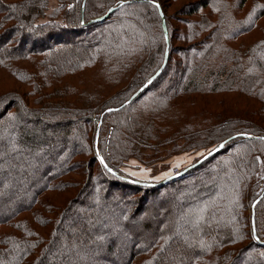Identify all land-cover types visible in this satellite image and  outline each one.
<instances>
[{
  "label": "trees",
  "instance_id": "16d2710c",
  "mask_svg": "<svg viewBox=\"0 0 264 264\" xmlns=\"http://www.w3.org/2000/svg\"><path fill=\"white\" fill-rule=\"evenodd\" d=\"M34 1H32V7L28 8L25 6L21 7L18 4L21 1L14 2L10 6H13L16 11L20 8L18 14L19 12L22 14L18 18L23 23V26H27L33 30L42 29L46 31L43 34L38 33V36L31 35L32 39L30 38V41H35L34 43H37L38 39L55 41L56 44H49L39 53L45 57L42 63L45 70L52 74H59L58 70L53 67L49 68L55 59L54 64H60L61 68L65 69L61 74L70 75V77L82 78L84 75L81 74L89 70H95L96 74L104 71L111 72L114 69L112 67H115L119 75L118 80L125 78L126 68L131 65L128 54L126 56L119 53L116 55L111 53L109 55L104 48L100 49L98 44L94 42L92 46H88L89 49H86L88 51L84 50L87 46L82 47L83 50L74 54L67 49L68 43L77 44L76 40L83 35L90 36V34L97 33L106 37L107 35L123 34L125 30L129 31L131 29V31L140 35L150 34L148 38H151V32L156 30V32H160L161 36H159V39L161 37L164 44L158 67L120 105L107 108L108 104L105 103L103 105L100 101H95V99L77 109L62 103L55 104L50 102L46 105L45 111L50 112V114L58 113V111L62 110L66 114L70 112L68 114L81 118L82 121H85L86 118L88 119L96 111L101 112L98 117L99 120H96L99 124L102 118L101 135L99 134L98 144L96 145L97 130L91 144L88 145L87 143V146H90L93 152V163L100 167L101 176L96 177L94 171L91 172L90 170L87 173V177L92 176L93 180L100 178L105 181L100 180L93 183V180L91 182L92 178L90 179L89 177L87 179L88 185L85 186L86 191L81 195L82 198L80 197L76 202L75 200L71 201L75 205L74 208L79 207L81 209L78 212V216L83 217L80 221L76 217L72 223L73 228L78 227L84 220L90 221L92 219L96 222L100 221L106 208H112V211H109L107 216L116 222H112V224L121 229L120 235L126 234V238H130L128 241L133 243L132 245H128L127 243L125 248L129 250L128 256L125 261L119 264H134L139 256L146 255H152L150 258L153 260L150 262L151 264H164L167 259L164 254L168 247H170L171 240L165 245V249H162L164 252L160 251L161 253L159 252L157 256L153 255L159 241L165 236L163 231H161L164 224L161 222V219L153 223L144 222L151 219H148L149 215H146L144 218L141 216L142 214H146L147 205L149 204L153 210L157 202L162 208L168 207L173 201L178 199V196L173 193H166V196L161 197L160 200L156 196L164 190L174 188L194 178L192 184L189 186L180 185L182 188L192 187L191 191H188L191 193L186 194L187 198L184 200L188 206L190 215L199 227L197 231L199 234L197 243H199L200 250H196L197 253L188 264H192L195 258L193 264H253L247 260L248 258L253 259L255 264H264V190L254 195L250 202V235L246 234V229H240L235 219L236 208L238 210L241 201L245 198L246 193L251 190L252 183L256 180L258 158L260 155L264 157V126L258 124L250 117L237 116L238 113L233 112L234 108H230L226 112L227 115L231 112L228 115L229 117L225 113L218 114L209 111L190 113L188 111L197 105L196 100L192 98L198 94L222 95L226 98L231 94L244 95L258 104L256 107L252 106V109L249 110L250 116H256L264 123V36L260 39L259 43L246 51H241L240 48L233 49L228 45L236 37V34L232 30L239 28V31H241L245 21L251 20L252 26L244 29L243 32L259 28V19L264 16V9L259 13V10L253 9L244 19L232 15L229 11V9H232V4L229 0H203L195 4L192 9H186L185 15L196 16L199 19L197 21H189L188 33L182 38L189 45L188 49L182 53L181 63L178 68V71H181V65L183 64L187 68L186 72L183 73L182 83L177 86H169L168 89L170 92L173 90L172 93L159 99L156 104L148 107L150 106L149 104L141 112L132 113L131 106L144 93H148L155 89V87H158L160 81L179 62L173 61L174 53H172L170 23L168 15L165 12L166 7L163 0H60L62 3L59 10H65L66 20L45 23L40 26L35 25V20L42 18L44 13L39 8L41 3ZM246 2L247 0H240L237 10ZM84 3L85 7L83 10ZM11 7L0 0V16L3 14L2 12H8ZM102 9L104 11L100 13ZM111 9H114V12L108 20L91 23L93 20L107 15ZM129 10H131V13H127ZM160 11L166 21L168 40ZM120 13H127L128 18H122L118 21L115 14ZM10 15L12 14L10 13ZM13 18L16 21L18 20L15 15ZM1 19L3 20V17ZM7 19L5 18V20ZM17 23L21 24L18 21ZM13 29L10 28L0 34V42L2 45H5L6 49L5 57H0V65L5 60L27 59L28 55H32L30 52H37L35 49L34 51L28 50L26 52L23 49L20 50L22 43H19L17 47H10V40L15 33ZM261 31H263L264 35V30ZM63 34H69L70 37L64 41L65 43H62V40H58L60 38L59 35ZM20 35L22 37L21 31ZM124 35V37L127 36L126 34ZM71 36H78V38L75 40ZM22 40L24 41V38ZM167 50H169V59L161 75L130 104L126 105L162 68ZM110 51H112V48H110ZM14 53L17 55H13ZM66 53L70 55H66ZM113 59H115V65L112 62ZM171 64L174 65L170 67ZM80 84L83 85L82 82ZM67 87L70 90L81 91L77 84H67ZM165 90H163V93ZM58 92L66 93L63 89ZM82 92H86V90H82ZM45 96L50 98L48 94H45ZM53 96L51 95V97ZM228 101L229 99H223L222 104ZM5 104L6 102H4L3 107ZM6 106L0 110V122L3 119H16L18 117L16 113H11L15 107ZM109 110L112 111L108 112ZM71 111L74 113H71ZM23 112L32 114L34 111L24 107ZM109 116H116L118 118L113 123L111 121L112 126H110L111 132L107 140L108 145L104 148L102 128L106 125L108 121L107 117ZM22 128V126L18 127L17 125L18 130H22ZM119 138L122 141L121 143L124 144L119 150V153L123 155L117 154L113 148L115 140ZM225 141L228 142L220 153L205 161L186 176L162 186H146L136 183L134 182L136 180L124 175L120 171L118 164L112 161L124 155L127 158L138 156L135 152L136 150L144 152L148 149L153 150L155 154L160 152L165 153L166 156L172 155L174 152L189 150H204L208 154ZM61 149L64 152L67 148L62 145ZM74 156H69L71 163L68 161L65 166H60L61 168H59L57 173H51L54 171V162L42 164L41 171L46 176L45 181L41 182L40 186L35 189L28 203H20L14 208H10V210L7 209L8 214L0 216V227H15L17 225L20 230H25L26 228L23 225L29 224V219L24 218L20 220L19 218L23 214L32 212L34 213H32V217L42 220L38 215L39 212L35 211V207L38 205L41 196L47 191L64 192L66 184H69V182L63 179L67 175L69 176V173L75 172V167H78L77 163L72 162ZM100 159L105 161L108 169L112 172L101 163ZM211 164L214 165L212 166ZM201 175L204 178L198 181ZM12 179V175H6L5 171L0 170V191L4 188L6 189L4 192L11 191L10 185ZM20 180H22V185L27 186V188L30 187V189H33V185L37 186L39 183V180H34L32 177L25 178V176H22ZM196 180L197 183L194 185ZM203 180L205 182L200 186ZM220 184L223 185L218 189ZM196 185L198 187L195 188ZM92 187H95L96 190L94 189L95 192L93 190L92 194L89 195L90 192L88 190L92 189ZM181 189L177 191H181ZM117 190L120 192L123 190L121 194L123 197L133 196L137 204L136 209L131 211V209L124 207L122 202L126 198H122V202L115 200L113 197L116 196L117 193L115 191ZM228 192L232 194L231 202L235 200L231 206H228L224 202L226 201L225 197ZM77 196L79 195L77 194ZM200 196L202 197L201 199ZM261 196V200L253 209L255 201ZM130 200L132 201V199ZM196 200L197 202L194 204ZM198 205L199 207H197ZM144 206L146 210H143L145 209ZM253 213L255 215V230L259 240H256L254 237ZM68 216L69 213L65 214V216L61 215L60 219L58 218L59 220H57L58 226L62 225ZM25 231L30 235L29 239L31 242L28 240L27 246L24 245L23 258L21 259L17 256L14 263L42 264L46 259V256H44L46 253V250L44 251L45 244L50 242L51 238L46 242V238L41 233H32L31 230L30 232L28 230ZM213 233H217V236L213 235ZM120 235H114L113 238L116 239ZM74 236L77 237V240L79 239L77 235ZM113 238L109 236L105 240ZM247 240L250 241L249 244L244 248H237L238 245L243 244ZM85 241L82 240L80 242L84 244ZM9 242L10 240L1 245L4 247L0 248L1 264L6 262L5 257L10 258L9 255L12 251L17 250ZM139 243L143 244L142 248L138 247ZM114 244L115 241H111L108 247V251L111 253L114 251ZM103 261V264H117L111 259H104ZM86 264L91 263L88 260Z\"/></svg>",
  "mask_w": 264,
  "mask_h": 264
},
{
  "label": "rangeland",
  "instance_id": "374dc122",
  "mask_svg": "<svg viewBox=\"0 0 264 264\" xmlns=\"http://www.w3.org/2000/svg\"><path fill=\"white\" fill-rule=\"evenodd\" d=\"M17 1H21L18 3L21 7L25 6L28 8L32 7V1L34 0H1V2L6 3L9 7ZM38 1L41 3L39 8L44 14L42 18L35 20V25L40 26L45 23L63 21V19L66 20L65 10H59V8L61 9L62 3L60 0H35L34 2ZM200 1L203 0H163L166 7L165 12L168 15L170 23L172 53H174L173 61L179 62L171 68L169 74L167 73L160 81L158 87H155V89L148 93H144V95L131 106L132 113L141 112L143 108L149 104L150 106L148 107H151L156 104L159 99L164 96H169L172 93L173 90L170 92L168 89L169 86H177L182 83L183 73L186 72L187 68L184 64L181 65V71H178V68L181 63L182 53L189 47L188 43H185L182 38L188 33L189 21H197L199 19L196 18V16H187L185 13L188 8L192 9L193 6ZM229 1H231L232 4V9H229V11L232 15L241 19H244L253 9L259 10L258 13L264 9V0H247L239 10H237V8L240 0ZM19 9L16 11L12 6L8 12L1 13L0 34L5 30L14 28L13 30H15V33L10 40V47H17L19 43H22L20 50L23 49L26 52L28 50L34 51L35 49L37 52H30L32 55H28L27 59H18L14 61L5 60L2 62V65H0V110L7 107L6 105H9L11 108L15 107L11 113H16L18 116L16 119H3L0 122V170L5 171L6 175L13 176L10 185L12 190L4 192L6 190L4 188L0 191V216L8 214L10 208H14L20 203L26 204L30 201L35 189L40 186L41 182L45 181L46 176H44L41 171L42 164L54 162V171L51 173H57L59 168H61L60 166H65L68 161L71 163L69 156L75 155L72 162L77 163L78 167H75V172L69 173V176L67 175V177L63 179L69 182V184H66L64 192L56 193L47 191L41 196L38 205L35 207V211L37 210V212H39L38 215L42 220L37 219V217H32L33 212L23 214L19 219H29V224L23 225L26 228L25 230L29 232L31 230L32 233H41L46 238V242L51 238L50 242L45 244L44 251L46 250V253L44 256H46V259L42 264H86L88 260L91 264H96L97 262L98 264H103L104 259H111L119 264L125 261L128 256L129 250L125 248L127 243L128 245H132L133 243L128 241L130 238H126V234L123 236L120 235L121 229L112 224V222H116L107 216L109 211H112V208L107 207L104 215L101 216V220L98 222L92 219L90 221L84 220L78 227L73 228L72 226L76 217L78 221L83 218L82 216H78V212H80L81 209L79 207L74 208L75 205H73L74 203L72 202L74 200L76 202L80 197L82 198V193L86 191L85 186L88 185L87 179L89 177L90 179L92 178V176L87 177V173L91 170V172L94 171L96 177L101 176L100 167L93 163L94 156L91 147L87 146V143L88 145L91 144L95 131L98 130L99 124L96 120H99L98 117L101 112L96 111L92 113L88 119L86 118L85 121H82L81 118L68 114L70 113L68 110L67 114L62 110L58 111V113L51 114L45 110L46 105L50 102L55 104H66L67 106L77 109L85 104H89L92 99L100 101L103 105H105V103L108 104L106 106L107 108L120 105L150 74L153 73L155 68L158 67L162 49L164 48L161 37L159 39L161 34L159 31L156 32V30H154L151 32V38H148L150 34L140 35L130 29L129 31L125 30L123 34H113V36L107 35L106 37L100 34L98 35L97 33L93 35L90 34V36L83 35L82 37H80V35L79 39H77L78 36H71L73 39H77V44L75 45L68 43L67 49L72 54L83 50L82 47L85 46L87 47L84 50L89 49L88 46H92L93 42L98 44L100 49L104 48L109 55L111 53L113 55L119 53L123 54V56L128 54L129 63L131 65L126 68L125 78L118 80V72L116 68L112 66L111 67L114 69H112L111 72L104 71L96 74L95 70H89L81 74L84 75V77H82L83 79L74 76L70 77V75L61 74L65 69L61 68L60 64H54L55 59L51 65L49 63L48 65H50L49 68L53 67L58 70L59 74H52L45 70L44 64L42 65L45 57L39 53L49 44H56L55 41H43L41 39H38L37 43H34L35 41H30L32 39L31 35L38 36L39 34L46 33V31L42 29L33 30L32 28L23 26V23H21V20L18 18L22 14L21 12L18 14ZM103 11L104 9H102L100 13ZM10 13L13 16L15 15L16 19L18 18L17 21L21 24H18ZM127 13H131V10ZM127 13L115 14V17L118 21L122 18L127 19ZM1 17H3V20ZM5 18L8 19L5 20ZM259 23L260 27L252 31L243 32L244 29L252 26L251 20L243 23L241 31H239V28L232 30V32L236 34V37L231 43H228V45L233 49L240 48L241 51L252 48L259 43L260 39L264 36L263 31H261L264 30V16L259 19ZM126 32H130L131 34ZM124 34L127 36L124 37ZM59 37L58 40H62V43H65L64 41L70 38L69 34L59 35ZM23 38L24 41H21ZM110 48H112V51H110ZM5 52V45H2L0 42V57L4 58ZM67 54L70 55L69 53H66V55ZM13 55L17 54L14 53ZM112 62L113 65L116 64L115 59H113ZM173 65L171 64L170 67ZM80 82H82L83 85H81ZM67 84H77L81 91L70 90L69 87L66 88ZM61 89L65 90L66 93H59L58 91ZM82 90H86V92H82ZM163 90H165L164 93ZM45 94L50 95V98L46 97ZM51 95L54 96L51 97ZM192 99L196 100L197 105L188 110L190 113L209 111L218 114H226L230 108H234L233 112L238 113L237 116L250 117L258 124L264 126L262 120L256 116L251 117L248 113L249 110L252 109V106L256 107L258 104L246 98L244 95L231 94L226 98L222 95L212 96L198 94ZM223 99H229V101L222 104ZM4 102H6V104L3 107ZM24 107L32 109V111L36 113L26 114V112H23ZM71 113L74 112L71 111ZM230 114L231 112L228 113V115ZM228 115L227 117H229ZM116 118L118 117H107L108 121L102 128V142L104 143V148L108 145L107 140L111 132L110 126H112ZM17 125L18 127L22 126V130H18ZM121 142L119 138L115 140L113 144V148L117 154H120L119 150L124 145ZM62 145L67 148L64 152H62L61 149ZM111 148L110 144V149ZM135 152L138 156L127 158V156L124 155L112 161L118 164L120 171L127 177L147 184L161 183L183 172L196 164L207 153L204 150H189L174 152L172 155L166 156L165 153L161 152L155 154L151 149L144 152L136 150ZM258 159L259 163L256 180L252 183L251 190L246 193L245 198L241 201L238 210L236 208L235 211V219L238 226L241 230L243 228L246 229V234L248 235H250L251 232L249 226L251 215L250 202L254 195L264 190V157L260 155ZM202 175L199 177L200 179L198 178V181L204 178ZM22 176H25V178L32 177L34 180H39V183L37 186L33 185V189H30V187L27 188V186L22 185V180H20ZM92 180L93 178L91 182ZM100 180L102 179L93 180V183ZM193 180L194 178L180 185L189 186L192 184ZM204 182L203 180L200 186ZM72 183L74 184L72 185ZM196 183L197 180L194 185ZM180 185L164 190L161 194L156 196L158 200L166 196V193H173L178 196V199L173 201L168 207L162 208L157 202L153 210L149 204L147 205L146 214H142L141 216L144 218L146 215H149L148 219H151L144 222L153 223L161 219V222L164 224L161 231H163L165 236L159 241L153 252V255L156 256L160 251L164 252L162 249L171 240L170 247H168L164 254L167 258L164 264H188L197 253L196 250H200L199 243H197L199 238L197 231L199 227L197 222L190 215L188 206L184 200L187 198L186 194L191 193L188 191H191L192 187L182 188ZM222 185L223 184H220L218 189H220ZM196 187L198 186L196 185L195 188ZM94 189L95 187H92V189L88 190L90 192L89 195L92 194ZM179 189H181V191H177ZM115 192L117 193L116 196L113 197L115 200L122 202V198H126L124 202H122L124 207L131 209V211L136 209L137 204L133 196H127L128 198L123 197L121 195L123 190L122 192L119 190ZM193 193L195 194V192ZM77 194L79 196H77ZM201 196L200 199L202 198ZM219 196L221 195L219 194ZM130 199H132V201ZM225 200L224 202H226L228 206H231L235 201L231 202L232 194L229 192L226 194ZM196 202L197 200L194 204ZM197 207H199V205ZM144 208L143 210H146L145 206ZM68 213L69 216L64 223L58 226L57 220L60 219L61 215L65 216V214L67 215ZM25 230H20L17 225H15V227H0V248H4L1 245L10 240L9 243L15 246L14 249H17L12 251L9 255L10 258L5 257L6 262L3 264H15L14 260H16L17 256L21 259L23 258L22 255H24L25 251L24 245L27 246L28 240L31 242L29 239L30 235ZM74 235H77L79 239L86 240L85 243L82 244V240H77V237ZM114 235L120 236L114 239ZM213 235L217 236V233H213ZM109 236L113 239L105 240ZM167 239L168 242L166 243ZM111 241H115L113 253L108 251ZM249 243L250 241L247 240L243 244L238 245L237 248H244ZM142 246L143 244L139 243L138 247L142 248ZM151 257L152 255L139 256L134 264H151L150 262L153 261L150 259ZM247 260L255 264L253 259L248 258Z\"/></svg>",
  "mask_w": 264,
  "mask_h": 264
},
{
  "label": "water",
  "instance_id": "95a60500",
  "mask_svg": "<svg viewBox=\"0 0 264 264\" xmlns=\"http://www.w3.org/2000/svg\"><path fill=\"white\" fill-rule=\"evenodd\" d=\"M84 7H85V3L83 4V10H84ZM113 12H114V9H111L107 15H105L104 17L95 19L91 23H97V22H101V21L107 20ZM161 15H162V18H163L164 31H165V34H166V37H167V40H168V33H167V28H166V21H165V18H164V15L162 14V12H161ZM168 59H169V50H167V52H166V58H165V62H164V65L162 66V68L130 99V101H128L126 103V105L130 104L140 93H142L146 88H148L161 75L162 71L164 70V68L167 65ZM126 105H124V106H126ZM111 111L112 110H109L108 112H111ZM101 124H102V118L100 120L99 127H98V130H97L96 145L98 144V137H99V134H100ZM227 142L228 141H225L224 143H222L221 145H219L218 147H216L215 149H213L212 151H210L201 160H199L196 164L192 165L188 169L184 170L183 172H181V173H179V174H177L175 176L170 177L169 179H167V180H165V181H163L161 183L147 184V183H142V182H138V181H134V182L140 183V184H143V185H146V186H162V185L168 184L169 182H171L173 180H177V179H179V178H181L183 176H186L189 172H191L192 170H194L197 167H199L205 161H207L211 157H213V156L217 155L218 153H220L224 149L225 144ZM101 163L108 169V167H107V165H106V163H105V161L103 159H101ZM108 170L110 172H112L110 169H108ZM262 196L255 201V203L253 205V209L255 208L256 204L261 200ZM254 216L255 215L253 213L254 237H255L256 240H259L258 235H257L256 230H255Z\"/></svg>",
  "mask_w": 264,
  "mask_h": 264
}]
</instances>
